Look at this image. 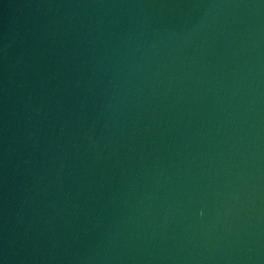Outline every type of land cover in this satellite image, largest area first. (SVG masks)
I'll return each mask as SVG.
<instances>
[{
    "label": "water",
    "instance_id": "water-1",
    "mask_svg": "<svg viewBox=\"0 0 264 264\" xmlns=\"http://www.w3.org/2000/svg\"><path fill=\"white\" fill-rule=\"evenodd\" d=\"M0 264H264V0H0Z\"/></svg>",
    "mask_w": 264,
    "mask_h": 264
}]
</instances>
